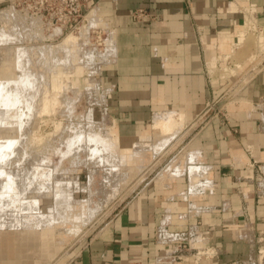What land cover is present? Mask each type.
Here are the masks:
<instances>
[{
	"label": "crops",
	"instance_id": "obj_1",
	"mask_svg": "<svg viewBox=\"0 0 264 264\" xmlns=\"http://www.w3.org/2000/svg\"><path fill=\"white\" fill-rule=\"evenodd\" d=\"M11 1L0 0V8ZM99 11L114 41L115 57L103 76L121 138L146 134L158 112L181 111L188 131L198 126L186 134L178 166L144 183L84 245L48 262L35 253L9 261L257 264L264 239V119L247 110L264 96V46L256 42L264 36V0H101ZM211 107L228 113L201 119ZM180 243L189 248L179 258L156 261ZM8 252L3 246L0 261Z\"/></svg>",
	"mask_w": 264,
	"mask_h": 264
},
{
	"label": "rangeland",
	"instance_id": "obj_2",
	"mask_svg": "<svg viewBox=\"0 0 264 264\" xmlns=\"http://www.w3.org/2000/svg\"><path fill=\"white\" fill-rule=\"evenodd\" d=\"M100 1L76 0L85 6L79 16L74 3L61 0H12L0 8V140L19 139L11 150L1 148L10 175L0 174V192L9 195L0 201V251H9L2 264L33 253L48 262L84 245L144 183L178 166V150L198 126L188 131L184 118L165 139L151 128L167 111L158 112L146 134L121 138L108 109L103 74L115 53ZM256 42L262 49L264 36ZM260 102L247 112L262 120L264 96ZM227 113L211 107L201 119ZM255 262L264 264V239Z\"/></svg>",
	"mask_w": 264,
	"mask_h": 264
},
{
	"label": "bare ground",
	"instance_id": "obj_3",
	"mask_svg": "<svg viewBox=\"0 0 264 264\" xmlns=\"http://www.w3.org/2000/svg\"><path fill=\"white\" fill-rule=\"evenodd\" d=\"M249 17V16H248ZM246 21H247V19H246ZM252 22L253 21H250V23L252 24ZM246 23V22H245ZM247 24H248V21H247ZM250 25V24H249ZM247 28H249V27H247ZM254 28V27H253ZM246 29V28H245ZM244 29V30H245ZM248 30V29H247ZM247 30H245V31H247ZM249 30H250V28H249ZM248 30V31H249ZM250 32V31H249ZM248 32V33H249ZM240 33V32H239ZM228 33H225L223 36L225 37V38H227L228 37ZM242 35H243V33L240 35V39H242ZM246 35V34H245ZM247 35H249V34H247ZM71 36V35H70ZM245 38V37H244ZM64 39H65V37H64ZM69 39V38H68ZM245 44V43H244ZM16 61H18L17 59H16ZM20 61V60H19ZM22 66V65H21ZM17 69V68H16ZM19 69V68H18ZM234 70V69H233ZM26 74V73H25ZM28 74V73H27ZM36 75V74H35ZM18 77V76H17ZM24 77V76H23ZM12 78V77H11ZM16 78V77H15ZM18 78H21V77H18ZM28 79V78H27ZM26 79V80H27ZM17 81L19 80V79H16ZM16 80H15V82H16ZM22 80V79H21ZM11 81V80H10ZM27 81H29V80H27ZM11 83H12V81H11ZM20 83V82H19ZM29 83V82H28ZM8 85V84H7ZM17 85V84H16ZM31 85H32V83H31ZM19 86V85H18ZM26 86V85H25ZM7 87V86H6ZM12 87H14V86H12ZM12 87H11V89H12ZM7 88H10V86L9 87H7ZM27 88H29V87H27ZM26 87H25V89L24 90H26L27 89ZM10 89V90H11ZM21 90H22V88H20ZM30 89V88H29ZM29 89H27L28 91H29ZM3 90V89H2ZM17 90V89H16ZM24 90H22V91H24ZM4 91H5V89H4ZM13 91L15 92V89L13 88ZM25 92V91H24ZM8 93V92H7ZM18 93V92H17ZM27 93V92H26ZM29 93V92H28ZM24 94V93H23ZM20 95V94H19ZM25 95V94H24ZM22 97V96H21ZM28 97H31V96H27V98ZM23 98V97H22ZM24 100H25V98H23ZM27 102V101H26ZM45 104H44V107H46V103L47 102H44ZM14 104V103H13ZM27 104V103H26ZM49 104H51V102L49 103ZM27 106V105H26ZM14 107V106H13ZM10 108H12V107H10ZM9 108V109H10ZM15 110H16V108H14ZM11 110V112H12V110H13V108L12 109H10ZM14 110V111H15ZM1 111V110H0ZM6 111V110H5ZM173 111V110H172ZM171 111V112H172ZM167 112H169V111H167ZM167 112H166V115H165V113L163 114V115H165V116H163L162 118V120H157L156 121V123H155V125L153 126V127H151L152 129H153V131H156V133H155V135H157L158 136V134L157 133H160V134H169L168 136L170 137V136H172V134H174L175 132H172L171 133V131L175 128V127H177V125L176 124H178L179 122H180V120H182V119H184V118H186V117H184V113H182V112H178V113H173V114H171L170 116H169V118H168V116H167ZM1 113V112H0ZM15 113H16V111H15ZM13 114L14 116V118L16 119V117H15V115L16 114ZM3 114V113H2ZM158 114V113H157ZM157 114H156V116H157ZM160 114H162V113H160ZM159 115V114H158ZM168 115H169V113H168ZM2 117H0V118H2L3 119V115H1ZM8 117V116H7ZM159 118L161 117V116H158ZM157 117V118H158ZM164 117L166 118H168V119H164ZM154 118H156V117H154ZM10 119V118H9ZM1 120V119H0ZM156 120V119H155ZM2 121V120H1ZM0 121V122H1ZM1 124V123H0ZM181 125H183V123L181 122L180 123ZM180 128V125H179V127H178V129ZM183 127H181V129H182ZM2 130V129H1ZM176 130V129H175ZM175 130H173V131H175ZM181 132V131H180ZM154 133V132H153ZM36 134V133H35ZM179 134V133H178ZM175 135V134H174ZM164 136V135H163ZM156 137V136H155ZM161 137H162V135H161ZM160 137V139H164L163 137L161 138ZM168 137V138H169ZM175 137V136H174ZM177 137V136H176ZM158 138V137H157ZM167 138V135H166V137H165V139ZM167 138V139H168ZM5 139V138H4ZM159 139V138H158ZM170 139H172L171 137H170ZM176 139H179V135H178V138H176ZM17 140H19V139H17V138H6L5 139V141H2V140H0V152H2L3 150L1 149V148H3V147H6V149H9V150H11L12 148H13V146H15V144H16V142H17ZM166 141H168V140H166ZM18 145V144H17ZM18 147V146H17ZM20 148V147H19ZM188 154V153H187ZM191 154V153H190ZM4 153L2 152V154H1V158H0V174H4L3 172H6V175H7V177H9L8 179H10V175L8 174V172L5 170V169H3V164L4 163H2L1 161H5V160H3L5 157H4ZM6 156V155H5ZM8 157V156H7ZM189 159H192L191 157L189 158ZM15 160V159H14ZM191 161V160H190ZM200 163V162H199ZM191 166H193V165H191ZM180 168V167H179ZM193 168V167H192ZM181 169H183V168H181ZM178 170H180V169H178ZM183 171V170H182ZM190 171V170H189ZM197 171V170H196ZM195 173V172H194ZM176 174V173H175ZM192 174V173H191ZM8 179H7V182H8ZM200 179V178H199ZM12 182V181H11ZM10 182V183H11ZM198 185V184H197ZM6 189V188H5ZM12 191V190H11ZM6 192V191H5ZM5 192L3 191V192H0V201H3V199H4V197L6 198L7 196H9V195H5ZM6 194H7V192H6ZM12 196V195H11ZM15 197V196H14ZM13 197V198H14ZM2 198V199H1ZM15 199V198H14ZM4 201H5V199H4ZM15 201L16 200H12V202L13 203H15ZM6 202H8L7 200H6ZM12 207H13V205H12ZM16 208V207H15ZM44 217V216H43Z\"/></svg>",
	"mask_w": 264,
	"mask_h": 264
},
{
	"label": "built area",
	"instance_id": "obj_4",
	"mask_svg": "<svg viewBox=\"0 0 264 264\" xmlns=\"http://www.w3.org/2000/svg\"><path fill=\"white\" fill-rule=\"evenodd\" d=\"M62 1L67 5L68 2L71 3V4H75V6L72 7V12L75 13L76 16H79L82 14V12L85 10V6L82 5V3H78V2H75L76 0H61V3ZM143 11L141 12H138L136 13V17H141V14H142ZM181 245L176 248L175 250L171 249L169 252H166L165 254H159L156 261H162L161 259L162 258H167V257H171L172 259H177L179 258V255L181 253H184L186 251L187 248H189V244L188 243H180ZM129 264H143L142 262H130Z\"/></svg>",
	"mask_w": 264,
	"mask_h": 264
}]
</instances>
